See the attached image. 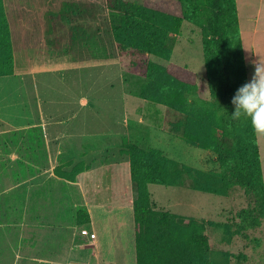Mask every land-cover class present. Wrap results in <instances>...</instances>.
<instances>
[{
	"label": "rangeland",
	"instance_id": "obj_1",
	"mask_svg": "<svg viewBox=\"0 0 264 264\" xmlns=\"http://www.w3.org/2000/svg\"><path fill=\"white\" fill-rule=\"evenodd\" d=\"M106 1L2 0L14 73L0 77V104L23 112H36L40 107L44 112L57 114L55 120L61 121L59 125L85 128L88 130V149L93 145H104L105 141L97 140L94 133L121 132L125 120L132 133L131 138L124 137L118 141H121L120 154H123L121 147L125 141L144 149L156 148L166 157L204 171L216 170L218 164L213 153L187 144L180 138V131L175 126L182 117L180 114L135 96L134 78L129 77L124 82L123 74L133 56L121 53L116 46ZM126 1L141 4L144 0ZM149 2L155 9L181 15L177 0ZM235 4L248 82L254 72L252 62L258 57L264 60V0H235ZM25 30L31 33L29 39L35 41H31V45L26 42L29 39L24 34ZM55 31L59 35L51 38ZM168 42L172 49L168 60L156 56H150V59L161 65L173 63L185 67L194 74L198 96L209 98L200 29L185 20ZM28 47L37 58L31 60L26 53ZM68 53L72 54L70 66L54 67L46 57ZM30 60L36 63L31 66ZM21 78V87L14 84ZM5 96L7 100L2 101ZM82 98H86V105L81 103ZM85 112H88L87 116ZM107 143H111L110 154H113L116 139L107 140ZM256 144L264 185V136L256 134ZM120 161L124 167L128 157ZM77 164L63 169L72 171L74 166H79ZM13 168L14 172L18 169L16 166ZM81 168L84 169V164ZM189 185L188 179L178 186L150 184L151 207L177 217L203 221L213 258L219 257V252H226L230 255L229 264H264V217L256 228L236 230L240 222L238 212L252 206L253 198L239 187L227 196H219L192 190ZM77 208L84 207L77 205ZM19 233L14 229L13 254L20 253L16 259L14 254L12 264L65 263L39 260L34 236L29 237V252H24ZM74 239L75 243L79 242L77 235Z\"/></svg>",
	"mask_w": 264,
	"mask_h": 264
},
{
	"label": "trees",
	"instance_id": "obj_2",
	"mask_svg": "<svg viewBox=\"0 0 264 264\" xmlns=\"http://www.w3.org/2000/svg\"><path fill=\"white\" fill-rule=\"evenodd\" d=\"M181 15L126 0H107L110 28L121 53L130 59L124 82L134 78V95L164 105L182 117L175 123L187 144L215 155L216 170H201L164 156L156 148H140L123 142L129 174L136 196L132 201L136 264H229V254L210 253L205 223L192 217H177L151 207L150 184L178 186L185 179L190 188L227 196L236 187L253 198V205L238 212L237 231L256 228L264 217V185L260 157L250 121L232 119L231 103L236 90L247 82L235 0H177ZM200 29L202 55L209 98L197 94L194 74L173 63L161 65L150 59L168 60L169 38L183 21ZM14 72L11 41L0 0V76ZM72 171L54 168L60 177L74 179L82 163ZM71 175V176H70ZM75 223L87 225L88 212L78 208Z\"/></svg>",
	"mask_w": 264,
	"mask_h": 264
},
{
	"label": "crops",
	"instance_id": "obj_3",
	"mask_svg": "<svg viewBox=\"0 0 264 264\" xmlns=\"http://www.w3.org/2000/svg\"><path fill=\"white\" fill-rule=\"evenodd\" d=\"M24 34L29 39L31 33L25 30ZM58 35L55 31L50 37ZM31 41L35 42H26L31 45ZM26 51L31 60L38 57L29 47ZM46 57L54 67L72 65L71 53ZM31 60L33 66L36 62ZM14 84L21 87L23 79ZM81 103L86 105V98ZM57 116L40 107L36 112H23L0 104V262L12 264L14 254L16 259L20 253L13 254L15 229L24 252H29V237L34 236L38 259L44 262L136 264L135 190L128 161L124 167L120 164L127 156L119 152L122 138H131L132 128L124 120L121 132L94 133L104 145L88 149V130L59 125ZM110 139H116L113 154L107 143ZM77 163L84 164V169L74 179L54 173L57 166L69 169ZM14 166L18 168L15 172ZM77 205L88 212L86 228L75 223Z\"/></svg>",
	"mask_w": 264,
	"mask_h": 264
},
{
	"label": "clouds",
	"instance_id": "obj_4",
	"mask_svg": "<svg viewBox=\"0 0 264 264\" xmlns=\"http://www.w3.org/2000/svg\"><path fill=\"white\" fill-rule=\"evenodd\" d=\"M254 72L251 79L240 86L231 103L234 111L232 119L245 117L250 121L255 134L264 136V60L253 61Z\"/></svg>",
	"mask_w": 264,
	"mask_h": 264
},
{
	"label": "built area",
	"instance_id": "obj_5",
	"mask_svg": "<svg viewBox=\"0 0 264 264\" xmlns=\"http://www.w3.org/2000/svg\"><path fill=\"white\" fill-rule=\"evenodd\" d=\"M89 237H90L91 239H94V237H95V236H94V233H90V234H89Z\"/></svg>",
	"mask_w": 264,
	"mask_h": 264
}]
</instances>
